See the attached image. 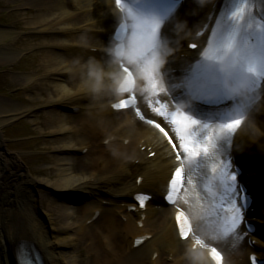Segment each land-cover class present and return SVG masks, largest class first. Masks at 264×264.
<instances>
[{"label": "bare ground", "instance_id": "1", "mask_svg": "<svg viewBox=\"0 0 264 264\" xmlns=\"http://www.w3.org/2000/svg\"><path fill=\"white\" fill-rule=\"evenodd\" d=\"M226 4L227 0H207L204 4L184 0L170 16V23L156 20L159 27L155 21L138 22V18H145L134 12L130 1L121 0L119 6L116 0L0 2V7L15 11L11 26L0 27V67H23L22 72L10 76L8 86L26 94L16 106L0 100V264H20L18 251L23 243L39 253L43 264H87L80 258L85 249L91 264H188L197 263V255L201 257L199 264H214L208 256L210 250L201 256L203 244L200 240L197 243L194 228L185 242L179 237L175 212L183 210L191 225L190 202H181L180 196L176 205L181 208L170 217L164 207L168 182L174 170L186 163V157L178 155L182 152L173 147L178 137L170 118L156 110L163 108L170 116L180 114L182 108L174 100L187 102L183 97L184 82L192 67L203 59ZM260 9L264 15V0ZM112 16L119 22H130L126 36L131 32L132 37L123 57H131L139 68V75L133 77L143 88L144 95L139 98L111 91L96 95L91 91L86 65L90 58L101 63L111 59L107 49L115 45L113 34L119 23L111 22ZM158 27V41L171 42L165 66L147 56ZM29 54L33 59L23 66ZM159 70L167 75L159 77ZM162 87L164 92L170 91L167 98ZM263 93L264 84L257 94ZM128 95L135 99L134 110L111 108L112 103ZM236 101L246 105L239 96ZM245 112H251V116L234 133L223 132L218 122L206 123L193 116L190 119L196 123L185 133L196 144L208 145L205 160L212 163L211 176L226 172L228 185L234 182L232 175L238 183L237 199L230 186L232 197L227 213H233V217L228 216L223 240L228 247L227 264H244L240 250L247 255L245 264H252V254L264 259V169L247 171L255 165L264 167V103L255 111L246 108ZM21 118L31 119L40 134L53 136L40 146L55 154L46 161L51 164L47 169L36 170L41 179L32 177L19 154L5 151L3 128ZM78 154L82 157L77 158ZM128 158L131 159L127 161ZM235 164L242 168L241 176L232 171ZM197 166L188 164L195 180L199 178ZM183 173L185 179L186 164ZM241 184L249 188L254 200L247 214L240 206ZM41 185L51 193L40 198L35 188ZM71 193L85 199L84 205L68 206L58 201ZM139 193L147 196L146 210L139 209L135 198ZM42 202L47 203V222L63 223L54 234L51 224L46 226L37 217ZM198 211L206 224L219 222L218 207L213 202L201 205ZM246 223L255 225L256 233H245L244 238ZM140 237L147 239L133 247L134 240ZM95 240H105L109 245L86 246ZM194 243L196 250L191 248ZM184 245L189 246L185 261L179 254V247ZM61 248H73L77 255L66 261ZM143 255L146 259L140 257Z\"/></svg>", "mask_w": 264, "mask_h": 264}, {"label": "rangeland", "instance_id": "2", "mask_svg": "<svg viewBox=\"0 0 264 264\" xmlns=\"http://www.w3.org/2000/svg\"><path fill=\"white\" fill-rule=\"evenodd\" d=\"M1 1L2 0H0V2ZM14 13L15 11L13 9L11 10V9L0 7V27L1 28H9L11 26L13 21H15V17L13 16ZM114 21H117V19H115L112 16L111 22H114ZM129 37L130 35L125 40V43H127V40L129 39ZM161 43L169 44L170 42L168 43L164 40ZM31 59H33V54L27 55L26 59L23 61V66H25L24 62L29 63ZM128 67L132 68L131 66H128ZM22 69L23 67L17 64H15L14 66L0 67V100H4L6 103L12 106L18 105L21 97L26 96V94H24L23 91L17 89L16 87L8 86V83L10 81V76L16 73L22 72ZM134 74H135V69H134ZM163 74L165 73L160 72L161 76H163ZM133 93L136 96H139L141 94V89L138 86V83H136V89L133 91ZM37 128L38 127L31 122V119L21 118L17 121L10 122L3 128V137H4V144H5V151H8L10 153L19 154V156L22 157V160H20V162H22L24 166H26V168L30 170L32 177L41 179L43 177L40 175H36L35 173L36 170L37 169H47L51 164L46 161L50 157L55 156V154L53 151H47V150H43L40 148L41 143L44 140L53 139V136L42 135L39 133ZM174 141L177 143V148L181 150V152H183V149L179 147L180 142H178L177 139L176 140L174 139ZM185 155H186L187 165L190 163L195 164V162H197L198 167H200L198 170L199 179L195 180L193 177H191V172L189 171L187 180L181 192L182 199L190 197V198H193L194 200L195 199L197 200V204L191 201L194 229H195V225H194L195 219L197 218L200 219V213H198V211L195 210L197 208L198 203L200 202L205 203L207 201H212L213 203L216 204V206L220 205L222 209V210L219 209V217H220L219 220L222 222V224H220L219 222L217 224L215 222L214 225H212L213 227L211 225H208L210 228L208 238H204L198 235L195 230V233L197 234L196 235L197 238H199L200 240L202 239L205 242L203 246L204 249L202 251L201 256L204 255L205 251L208 248H216L220 252H222L224 256L225 264H227L228 247H226L227 243L223 241V235H224L223 228L225 229V224L227 223V220H228L227 209L229 208V205H230L229 198L231 195L229 194L230 188L226 185L229 180L228 174L222 173V174H216V176H213V175L211 176L210 175L212 174L210 170L211 163L206 162L205 158L199 157L198 155V157H196L195 159V157L189 156L186 153ZM80 157H82V155L78 154L77 158H80ZM130 159L131 158H128L127 161H129ZM132 163H133V160H132ZM253 169H257V170L264 169V167L255 165L254 167H252V170ZM228 170L231 171L230 166ZM201 179L202 181L206 182V184H204L203 186H202L203 183ZM129 180L131 181L132 178H130ZM35 189H36V193L38 195L40 194V198L42 195L51 193V190L48 187L43 186V185ZM202 189L206 190V192H208V194L211 196L209 199H208L207 193H203ZM234 191H235V195H237L238 191H237L236 182L234 183ZM86 199H88V197H86ZM58 201H60L61 203L67 204L68 206L72 205V206L80 207L84 205L85 199H83L77 194L71 193V194L66 195V197L59 198ZM46 204H47L46 202L40 203L37 217L44 225L49 226L51 223L49 224V221L47 222L49 214L47 212ZM166 209L170 213L169 214V217H170V215H172L173 213L174 208L173 206H166ZM62 224L60 225L51 224L52 231H53L52 233L54 234L55 230L59 231L61 229ZM159 228H154V229L158 230ZM91 230L94 232L95 228H92ZM90 244H93V248L95 247L98 248L99 246L105 247L106 245H109L108 243H106L105 240H101V241L95 240V243L87 242L86 246L89 247ZM125 244H126L125 249L127 250L128 242H125ZM179 249H180L179 250L180 256L181 257L184 256L186 260V258H188L189 256L188 246H181L179 247ZM60 252L63 254L66 261H70L71 258L74 257V255L75 256L77 255L76 254L77 252L74 254L75 250L73 248H61ZM239 252L243 257L244 264H245L247 260L246 255L242 250H240ZM89 255L90 254L88 253V250L85 249L84 252H82V255L80 256V258L83 261H85L87 264H91L90 262L91 258L89 257ZM128 257H129V254H127V258ZM140 257H142V259H146L145 255L140 256ZM200 258L201 257L197 255V258H196L197 263L189 262L188 264H199L200 262L198 261ZM228 264H231V263L228 262Z\"/></svg>", "mask_w": 264, "mask_h": 264}, {"label": "clouds", "instance_id": "3", "mask_svg": "<svg viewBox=\"0 0 264 264\" xmlns=\"http://www.w3.org/2000/svg\"><path fill=\"white\" fill-rule=\"evenodd\" d=\"M199 3L204 4L207 0H198ZM155 21L160 27V22L154 19H142L138 18V22L151 23ZM156 33V40L153 48L147 53L148 57H155L159 60L160 65L164 63V58L171 54L172 49L167 47L166 44L158 41V31ZM226 43V42H225ZM225 43L222 47H216L219 52L216 54V58L222 63L224 70L229 75L234 76L237 83L231 88L234 95L241 97L246 105L250 106L252 111H255L259 105L264 103V96L257 94V89L254 84V80L257 78H264V54H259V57L252 56L245 58L240 55V48L233 46L230 49L225 48ZM111 59L107 63H101L95 58H90L86 65V73L91 81V91L93 94L99 95L105 91H111L114 94H119L121 91L120 85L127 73L121 68L123 63L126 67L130 66L126 59L119 54L117 47L107 49ZM205 56V55H204ZM135 74L139 75V69L135 68ZM141 78V85H142ZM136 84L134 83V87ZM251 116L249 114L244 115V119L247 120ZM195 230L198 235L208 238L210 228L199 218L194 221Z\"/></svg>", "mask_w": 264, "mask_h": 264}, {"label": "snow or ice", "instance_id": "4", "mask_svg": "<svg viewBox=\"0 0 264 264\" xmlns=\"http://www.w3.org/2000/svg\"><path fill=\"white\" fill-rule=\"evenodd\" d=\"M117 5L119 6L121 4V0H116ZM233 16L237 19L241 16V10L237 9ZM154 31V29H153ZM231 40V38H230ZM260 47H259V54H264V32L260 34ZM217 52H219V49L213 50V55L216 56ZM240 55L248 58L257 55V50L253 48L243 47L239 50ZM124 71L127 73L126 79L121 84V90L122 91H128V85L134 86V79L132 77V74L129 72L127 68L124 69ZM153 88L156 87L155 84L152 85ZM134 99V97H132ZM130 103L129 100H122L119 104L114 105L116 108H124L127 107ZM159 115H164L166 119L170 118V122L172 125H174V131L176 132V135L180 141L179 147L183 149V153H178V155H183L184 153L188 154L189 156L195 157L197 156L201 151L207 152L208 151V145L207 144H196L190 136L186 135L185 133L187 130L192 127L196 121L190 119L187 116H184L182 114H175L174 116H170L169 114H166L163 110V108L156 110ZM241 121L239 119H233L230 122L224 124L221 126V129L223 132L226 133H234V131L240 126ZM156 127H159V125H156ZM163 131V129H161ZM211 139V137H209ZM171 142V141H170ZM173 147H176V145H173ZM231 179L233 181L236 180L235 175L231 176ZM184 173L183 169L181 167H177L172 174L170 180H169V191L167 193L166 199L169 201H172L173 195L176 194L184 185ZM138 202L141 207L144 206L146 203V198L141 196L138 197ZM235 220V217L233 218ZM176 226L179 230V235L181 238L187 239L189 231H191V225L187 219V217L184 215L183 212H178L176 215ZM197 243H200L198 240ZM211 255L214 260H216L219 264V262L222 260V256L219 251H217L216 248L211 249Z\"/></svg>", "mask_w": 264, "mask_h": 264}]
</instances>
